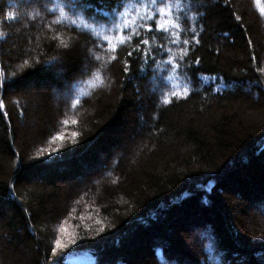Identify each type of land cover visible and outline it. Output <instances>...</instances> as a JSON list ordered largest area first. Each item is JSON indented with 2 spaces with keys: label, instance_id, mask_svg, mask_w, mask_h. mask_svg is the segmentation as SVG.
I'll list each match as a JSON object with an SVG mask.
<instances>
[{
  "label": "trees",
  "instance_id": "obj_1",
  "mask_svg": "<svg viewBox=\"0 0 264 264\" xmlns=\"http://www.w3.org/2000/svg\"><path fill=\"white\" fill-rule=\"evenodd\" d=\"M240 259L264 264V0H0V264Z\"/></svg>",
  "mask_w": 264,
  "mask_h": 264
},
{
  "label": "rangeland",
  "instance_id": "obj_2",
  "mask_svg": "<svg viewBox=\"0 0 264 264\" xmlns=\"http://www.w3.org/2000/svg\"><path fill=\"white\" fill-rule=\"evenodd\" d=\"M30 84L33 85V82H30ZM54 97H55L58 101H63V100H65V95L62 94V93H60V92H58L57 90L54 91ZM18 149H19L20 151L23 152V148H22V146H19V145H18ZM78 180H79V178H78ZM240 263H241V264H246V260H245V259H243V260L240 259Z\"/></svg>",
  "mask_w": 264,
  "mask_h": 264
}]
</instances>
